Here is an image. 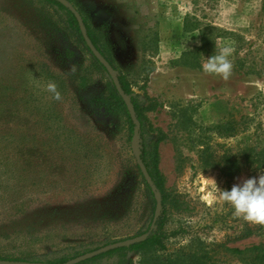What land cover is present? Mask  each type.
Wrapping results in <instances>:
<instances>
[{"label":"rangeland","instance_id":"rangeland-1","mask_svg":"<svg viewBox=\"0 0 264 264\" xmlns=\"http://www.w3.org/2000/svg\"><path fill=\"white\" fill-rule=\"evenodd\" d=\"M71 1L141 108L146 146L169 195L167 253L200 241L207 250L219 245L212 256L219 264H240L225 248L264 245V224L235 215L214 182L230 190L264 171L255 164L264 155V0ZM65 18L37 0H0V227L15 222L44 238L31 257L44 263L141 236L150 219L138 140L134 152L121 117L105 114L107 73L89 70L81 80L92 57L64 31ZM202 36L212 49L201 47ZM224 46L233 48L227 80L202 70ZM49 82L61 100L52 99ZM19 198L26 214L15 220ZM49 209L58 219L46 227L49 215L41 221L37 213ZM51 227L72 231L46 240ZM7 242L0 239V254L18 255Z\"/></svg>","mask_w":264,"mask_h":264},{"label":"trees","instance_id":"trees-1","mask_svg":"<svg viewBox=\"0 0 264 264\" xmlns=\"http://www.w3.org/2000/svg\"><path fill=\"white\" fill-rule=\"evenodd\" d=\"M39 4L43 5V7L47 6H54L59 10L60 12H63L65 15V20L62 21V27L67 34L70 35V37L77 40L79 44L83 46L82 50L87 52L92 57V62L90 66H87L82 69L83 77L81 80L85 79V74L87 75L89 73V70L92 72L95 71V73H105L106 70L102 67V65L92 56L90 50L86 47L84 40L81 36V33L79 31V27L77 24L76 19L72 15V13L59 4L58 2L54 0H37ZM68 3L72 4L74 7L75 5L71 0H67ZM80 14L83 25L86 29V34L88 38L90 39L92 45L94 48L108 61V63L112 66L114 69L111 61L108 59L105 50H103L100 46V38L97 34V31L89 25L86 18L78 11ZM189 25L187 23V20L184 21L183 24V31L188 32ZM210 38H205L202 36L200 38L201 47L205 49V46L212 49V45L209 44ZM199 50V49H198ZM201 50V48H200ZM207 53H210L207 50ZM91 68V69H89ZM115 70V69H114ZM119 84L121 86V89L123 93L128 97L130 96V87L128 82L126 81L125 77L122 75H117ZM104 97L100 98L99 100L102 101L103 107L105 109V114H115L119 115L121 119L123 120V123L125 124L127 128L128 133V141L130 143L133 142V138L135 134L138 135V144H137V158L141 160L143 163L144 168L147 170L149 176L152 180V186L148 185L143 176L140 172L142 183L146 188V196L143 206L147 207L150 210V219L147 224V227L145 231L142 234H145L146 240H144L141 243L133 244L129 247L114 249L111 251H108L106 253H103L99 256H96L93 259L81 262L79 264H87L88 262L96 259H102V258H113L118 256L122 263L126 262V255L129 253H133L138 256L136 262H133L132 260L127 261L128 264H219V261L213 259V255L216 254L217 247L219 245H209V249L207 250V246H204V244L200 241H197L196 246H194V249L192 246H190V249L187 250H178L173 253H167V246L166 242L168 239L173 236L174 234H168L165 230V226L167 223V211H166V202L169 200V195L163 188V182L160 179V176L158 174L157 170V162L155 159V154L150 152L148 150V147L146 146L145 141V129L143 126V118H142V112L141 108L138 106V101L130 98V102L134 108L136 118L138 120V126H136L130 119L129 113L127 111V108L123 102V100L118 95L115 87L112 84V81H109V84L105 86ZM160 140V138L157 139V141ZM97 145V144H96ZM98 148H99V142H98ZM260 157L262 156V159H264V155L262 153L258 154ZM259 156L257 157V160L255 161L256 169L264 170V162ZM137 169L139 167L137 166ZM96 167V171H97ZM154 188V189H153ZM157 202H160L161 208L160 213L158 216H155V209ZM26 201L24 198H19L18 200L12 201L11 204V211L14 212V219L19 220V218L23 217V215L26 214ZM88 211L85 213V216L89 221V211H91L89 208H87ZM86 209V210H87ZM45 214H48L47 216L49 221L46 224V227L52 226L54 223L57 222L56 211L53 209H49L47 211H41L37 213V216L40 217V220H44L46 218ZM50 219V220H49ZM90 221H96L95 214H91ZM18 224L14 222V225L12 228H6V227H0V239L4 241H9L8 247L12 249L13 251H17L18 255L14 254H0V261H9V262H15V263H24V262H33V263H40L41 261L36 260L34 258H31L33 256L32 252L36 251V249L39 246V243L43 242L44 238H40L36 233H34V230L31 231H24L22 228L18 229ZM36 226H31V228H34ZM2 228V230H1ZM52 229L47 230L46 233V240L48 239L49 234H53L54 238H59L62 235L66 234L68 231L71 232L72 229H67L62 227V231L58 230V234L55 227H51ZM8 229V230H7ZM10 229V230H9ZM29 229V228H28ZM104 229V228H103ZM56 231V232H55ZM60 231V232H59ZM87 231V230H86ZM84 233V232H82ZM91 234L88 235L90 237ZM87 237V236H86ZM87 237V238H88ZM20 243V244H17ZM99 249V248H98ZM32 250V251H31ZM97 250V249H96ZM31 251V252H30ZM225 251L229 252L231 255H233L237 261L240 264H264V245L262 244H253L248 247H243L241 249H229L225 248ZM91 252V251H89ZM87 252V253H89ZM80 256L79 253H76L75 256L69 258V257H60L54 261H48L46 263L48 264H64L71 259Z\"/></svg>","mask_w":264,"mask_h":264},{"label":"clouds","instance_id":"clouds-1","mask_svg":"<svg viewBox=\"0 0 264 264\" xmlns=\"http://www.w3.org/2000/svg\"><path fill=\"white\" fill-rule=\"evenodd\" d=\"M232 52L231 46H224L218 53L205 58L206 62L202 65L203 72L219 75L224 80L229 79L233 70L230 60ZM76 70L73 64L68 71L75 73ZM47 91L52 94V99L61 100V93L55 82L47 84ZM214 184V194L218 195L222 201L229 203L235 215L250 222L264 224V171H261L257 177H249L234 184L230 190L220 189L215 182Z\"/></svg>","mask_w":264,"mask_h":264},{"label":"water","instance_id":"water-1","mask_svg":"<svg viewBox=\"0 0 264 264\" xmlns=\"http://www.w3.org/2000/svg\"><path fill=\"white\" fill-rule=\"evenodd\" d=\"M56 2H58L59 4H61L62 6H64L65 8H67L72 15L74 16V18L77 21L78 27H79V31L81 33V36L84 40V43L86 45V47L90 50L92 56L102 65V67L106 70L107 75L109 76L110 80L112 81L113 86L115 87L118 95L120 96V98L123 100L127 111L129 113L130 119L131 121L138 126V120L136 118L135 115V111L134 108L130 102V99L123 93L121 86L119 84L118 81V77L114 71V69L112 68V66L108 63V61L94 48V46L92 45L90 39L88 38L87 34H86V29L83 25V21L82 18L80 16V14L78 13V11L72 6L70 5L67 0H54ZM138 140V135L135 134L134 138H133V151L135 152V142ZM137 165L142 173V176L145 180V182L152 186V180L151 177L149 176L148 172L146 171V169L143 166V163L141 162L140 159L137 158ZM154 189V188H153ZM160 202H157L156 204V209H155V216H158L160 213ZM146 235L143 234L141 236L138 237H134V238H130L127 240H123V241H119V242H115L106 246H103L97 250L91 251L89 253L80 255L78 257H75L73 259H71L70 261L64 263V264H79L81 262L90 260L95 258L96 256H99L103 253H106L108 251L114 250V249H119V248H124V247H129L133 244H137V243H141L144 240H146ZM0 264H48V263H44V262H40V263H33V262H24V263H15V262H9V261H0Z\"/></svg>","mask_w":264,"mask_h":264}]
</instances>
